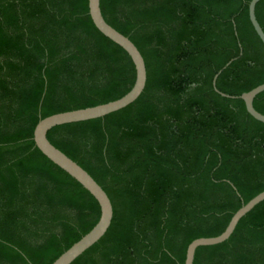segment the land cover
I'll return each instance as SVG.
<instances>
[{
  "label": "trees",
  "instance_id": "1",
  "mask_svg": "<svg viewBox=\"0 0 264 264\" xmlns=\"http://www.w3.org/2000/svg\"><path fill=\"white\" fill-rule=\"evenodd\" d=\"M249 1L99 0L146 83L124 109L46 134L112 206L104 236L71 264H183L192 241L219 236L264 191V124L239 99L264 84ZM255 17L264 33V0ZM134 80L87 0H0V264H52L97 223L95 199L39 152L33 130L116 101ZM253 108L264 115V92ZM192 264H264V201Z\"/></svg>",
  "mask_w": 264,
  "mask_h": 264
},
{
  "label": "water",
  "instance_id": "2",
  "mask_svg": "<svg viewBox=\"0 0 264 264\" xmlns=\"http://www.w3.org/2000/svg\"><path fill=\"white\" fill-rule=\"evenodd\" d=\"M259 1L260 0L249 1L248 19L256 36L264 46V33L255 17V6ZM87 7L88 15L96 30L112 43L119 46L129 56L134 66L135 80L130 91L116 101L91 108L58 113L40 120L34 127L33 142L39 152L52 164L75 180L83 189H85L95 199L100 209V216L94 227L79 241L74 243L69 249L61 254L52 264H71L85 251L96 244L108 230L113 212L110 200L101 187L80 166L49 143L46 138L47 132L57 126L102 118L124 109L132 104L141 95L146 83L144 61L137 48L128 38L117 32L105 22L101 15L99 0H87ZM231 62L232 61H230L225 67H227ZM220 73L221 71L215 74L212 79V87L216 93H218V91L215 88V82ZM263 92L264 84L259 85L251 91L243 93L239 96V99L244 104L247 114L255 121L262 124H264V115H261L253 108V100L257 95ZM220 96L223 98L235 99L234 97H228L224 94H220ZM263 201L264 191L237 210L229 220L224 231L219 236L214 238H201L192 241L186 248L185 260L183 264L193 263L194 254L197 248L216 246L228 240L234 232L240 219Z\"/></svg>",
  "mask_w": 264,
  "mask_h": 264
}]
</instances>
